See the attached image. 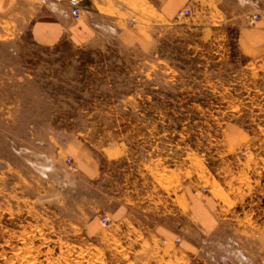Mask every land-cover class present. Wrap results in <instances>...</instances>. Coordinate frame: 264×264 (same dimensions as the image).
Here are the masks:
<instances>
[{
	"label": "rangeland",
	"instance_id": "obj_1",
	"mask_svg": "<svg viewBox=\"0 0 264 264\" xmlns=\"http://www.w3.org/2000/svg\"><path fill=\"white\" fill-rule=\"evenodd\" d=\"M84 1L82 44L0 35V264H264L255 7Z\"/></svg>",
	"mask_w": 264,
	"mask_h": 264
},
{
	"label": "crops",
	"instance_id": "obj_2",
	"mask_svg": "<svg viewBox=\"0 0 264 264\" xmlns=\"http://www.w3.org/2000/svg\"><path fill=\"white\" fill-rule=\"evenodd\" d=\"M158 1L159 5L163 6V13L168 16L182 10L188 2V0ZM247 2L255 8L246 10L245 14L257 13L258 19L254 25L248 24L246 18L249 16L243 19L236 45L239 54L245 59L264 61V0ZM99 16L101 19L104 18L102 15ZM90 20L91 12L85 1L82 3L80 18L73 20L68 0L67 5L56 0H0V35L8 33L11 34L8 38H12L13 35L16 36L27 29L34 43L43 47H52L61 42L82 44L89 41L92 35ZM85 167L92 169L93 165Z\"/></svg>",
	"mask_w": 264,
	"mask_h": 264
},
{
	"label": "built area",
	"instance_id": "obj_3",
	"mask_svg": "<svg viewBox=\"0 0 264 264\" xmlns=\"http://www.w3.org/2000/svg\"><path fill=\"white\" fill-rule=\"evenodd\" d=\"M70 4V15L73 20H78L81 16V11H82V3L83 0H68ZM191 10L189 8H185L180 12L181 15L185 14H190ZM258 19V14L253 13L250 14L248 17V22L249 24H254L255 21ZM70 161V159H69ZM101 222L104 226L108 225L109 223V218L107 216H102L101 217Z\"/></svg>",
	"mask_w": 264,
	"mask_h": 264
},
{
	"label": "bare ground",
	"instance_id": "obj_4",
	"mask_svg": "<svg viewBox=\"0 0 264 264\" xmlns=\"http://www.w3.org/2000/svg\"><path fill=\"white\" fill-rule=\"evenodd\" d=\"M105 216H107V217H108V215H105Z\"/></svg>",
	"mask_w": 264,
	"mask_h": 264
}]
</instances>
